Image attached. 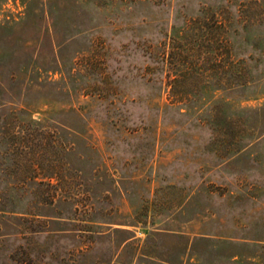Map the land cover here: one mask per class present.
I'll use <instances>...</instances> for the list:
<instances>
[{"label":"rangeland","instance_id":"obj_1","mask_svg":"<svg viewBox=\"0 0 264 264\" xmlns=\"http://www.w3.org/2000/svg\"><path fill=\"white\" fill-rule=\"evenodd\" d=\"M0 264H264V0H0Z\"/></svg>","mask_w":264,"mask_h":264},{"label":"trees","instance_id":"obj_2","mask_svg":"<svg viewBox=\"0 0 264 264\" xmlns=\"http://www.w3.org/2000/svg\"><path fill=\"white\" fill-rule=\"evenodd\" d=\"M214 24H218V25L220 26V25H222V22H221V21H214ZM46 184H47L48 186H51L50 183H48V182H47ZM54 189L56 190V188H54ZM52 192H53V193L48 194V193L45 191V195H44L45 197H44V198H45L46 201H44V202H51V201L54 199V197H55L56 195H57V196L59 195V197H64V196H65L64 194H62V193H60V192H59V193H58V192L55 193L56 191H55V192L52 191ZM41 196H43V194H42Z\"/></svg>","mask_w":264,"mask_h":264}]
</instances>
